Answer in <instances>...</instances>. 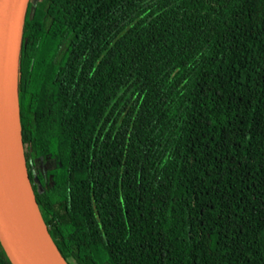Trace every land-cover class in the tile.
Instances as JSON below:
<instances>
[{
	"label": "trees",
	"instance_id": "16d2710c",
	"mask_svg": "<svg viewBox=\"0 0 264 264\" xmlns=\"http://www.w3.org/2000/svg\"><path fill=\"white\" fill-rule=\"evenodd\" d=\"M18 104L67 264H264V0H30Z\"/></svg>",
	"mask_w": 264,
	"mask_h": 264
},
{
	"label": "water",
	"instance_id": "95a60500",
	"mask_svg": "<svg viewBox=\"0 0 264 264\" xmlns=\"http://www.w3.org/2000/svg\"><path fill=\"white\" fill-rule=\"evenodd\" d=\"M29 1L0 0V246L10 264H67L51 240L40 216L23 155L18 104V66ZM7 140L12 156L14 154L17 159L19 178L27 187L35 207L40 241L31 239L21 223L19 209L24 207L25 202L19 193L18 203L13 191V179L5 158ZM40 243L45 245L44 250L38 246Z\"/></svg>",
	"mask_w": 264,
	"mask_h": 264
},
{
	"label": "bare ground",
	"instance_id": "6f19581e",
	"mask_svg": "<svg viewBox=\"0 0 264 264\" xmlns=\"http://www.w3.org/2000/svg\"><path fill=\"white\" fill-rule=\"evenodd\" d=\"M10 148L11 147L7 140L5 158H6L8 167L10 168L9 174L11 176V179H13V182H12L13 191H14L15 197L17 198L18 203H19V200H18L19 193H21V197L23 198L25 202L24 207L19 209L21 223H22L23 229L29 234L31 239L34 238V241L35 239H39L40 241V236L37 234L38 231L40 230V227L38 228L37 223H36L35 207L32 203L31 196H29V193L27 192V187L24 185L23 182H21L19 178L17 159L15 158L14 154L12 156ZM13 167H14L15 173H14ZM43 245L44 244L42 243L38 244L41 250L42 249L44 250L45 248V245L44 246Z\"/></svg>",
	"mask_w": 264,
	"mask_h": 264
},
{
	"label": "rangeland",
	"instance_id": "374dc122",
	"mask_svg": "<svg viewBox=\"0 0 264 264\" xmlns=\"http://www.w3.org/2000/svg\"><path fill=\"white\" fill-rule=\"evenodd\" d=\"M52 167H53L52 164L41 165L38 162H36L35 169L41 170L42 177L47 179V177H50L53 174V168ZM18 170H19V168H18ZM36 186L38 187V189H41L42 191H46V192L49 191V186L45 183L44 179L38 180V182H36Z\"/></svg>",
	"mask_w": 264,
	"mask_h": 264
}]
</instances>
